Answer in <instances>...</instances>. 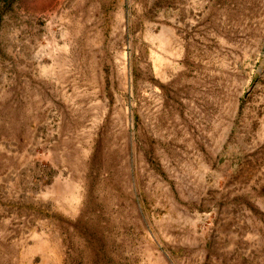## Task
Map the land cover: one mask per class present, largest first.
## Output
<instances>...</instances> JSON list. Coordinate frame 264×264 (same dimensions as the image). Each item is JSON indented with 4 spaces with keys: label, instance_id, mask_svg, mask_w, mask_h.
I'll list each match as a JSON object with an SVG mask.
<instances>
[{
    "label": "rangeland",
    "instance_id": "1",
    "mask_svg": "<svg viewBox=\"0 0 264 264\" xmlns=\"http://www.w3.org/2000/svg\"><path fill=\"white\" fill-rule=\"evenodd\" d=\"M0 264H264V0H0Z\"/></svg>",
    "mask_w": 264,
    "mask_h": 264
}]
</instances>
